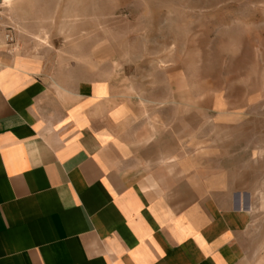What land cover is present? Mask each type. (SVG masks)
Wrapping results in <instances>:
<instances>
[{"label":"crops","instance_id":"obj_1","mask_svg":"<svg viewBox=\"0 0 264 264\" xmlns=\"http://www.w3.org/2000/svg\"><path fill=\"white\" fill-rule=\"evenodd\" d=\"M168 108L0 51V264H247L243 151Z\"/></svg>","mask_w":264,"mask_h":264},{"label":"rangeland","instance_id":"obj_2","mask_svg":"<svg viewBox=\"0 0 264 264\" xmlns=\"http://www.w3.org/2000/svg\"><path fill=\"white\" fill-rule=\"evenodd\" d=\"M10 1L0 51L16 67L112 81L140 105L177 106L167 117L227 125L246 159L233 165L248 174L247 264H264V0Z\"/></svg>","mask_w":264,"mask_h":264},{"label":"built area","instance_id":"obj_3","mask_svg":"<svg viewBox=\"0 0 264 264\" xmlns=\"http://www.w3.org/2000/svg\"><path fill=\"white\" fill-rule=\"evenodd\" d=\"M8 8H9V1L0 0V27H2L5 23ZM5 40L10 44L14 43L15 40L14 34L10 26H6Z\"/></svg>","mask_w":264,"mask_h":264},{"label":"bare ground","instance_id":"obj_4","mask_svg":"<svg viewBox=\"0 0 264 264\" xmlns=\"http://www.w3.org/2000/svg\"><path fill=\"white\" fill-rule=\"evenodd\" d=\"M8 1H10V0H8ZM11 2V1H10Z\"/></svg>","mask_w":264,"mask_h":264}]
</instances>
